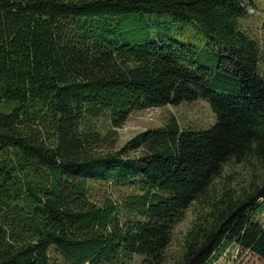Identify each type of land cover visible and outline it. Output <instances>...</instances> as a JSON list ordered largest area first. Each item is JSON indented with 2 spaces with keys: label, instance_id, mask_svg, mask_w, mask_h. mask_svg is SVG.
I'll return each instance as SVG.
<instances>
[{
  "label": "trees",
  "instance_id": "16d2710c",
  "mask_svg": "<svg viewBox=\"0 0 264 264\" xmlns=\"http://www.w3.org/2000/svg\"><path fill=\"white\" fill-rule=\"evenodd\" d=\"M250 8L0 0V105L9 110L0 111V264H225L218 258L231 242L264 260L253 212L264 201V47L238 26ZM141 13L196 21L225 61L209 79L190 45L120 44L95 31L97 21ZM200 96L215 115L210 127L182 128L171 115L106 149L99 116L115 134L133 111ZM96 182L122 193L98 204Z\"/></svg>",
  "mask_w": 264,
  "mask_h": 264
},
{
  "label": "rangeland",
  "instance_id": "374dc122",
  "mask_svg": "<svg viewBox=\"0 0 264 264\" xmlns=\"http://www.w3.org/2000/svg\"><path fill=\"white\" fill-rule=\"evenodd\" d=\"M252 8L243 17L238 18L241 30L255 37L264 47V0H248ZM106 22V23H105ZM105 22L97 21L95 31L102 33L105 39L120 44L134 45L144 41L179 42L195 48L194 61L197 65L209 70L212 77L218 67L225 61V52L218 41L210 48V38L207 32L194 20H176L169 13H141L126 16L108 17ZM111 28L110 31L108 29ZM236 88L238 82H233ZM212 86V85H210ZM0 111L6 110L0 105ZM173 115L180 126L190 130H202L215 122V115L208 100L198 97L195 100H183L178 104H166L133 111L124 124L116 129L117 133H109L110 123L106 116L101 115L96 123L101 133L106 134L109 142L106 149L118 150L136 133L163 125L169 116ZM236 170H241L237 167ZM118 192L111 186L102 183H92L89 188L90 198L98 204L111 197L119 198ZM193 206H190L172 230L171 245L175 248L182 235L189 228L194 217ZM255 220L264 226V201L254 209ZM253 217V215H252ZM218 262L225 264H264V260L250 251L229 243L220 253ZM53 264H67L59 258ZM138 264V262L136 263Z\"/></svg>",
  "mask_w": 264,
  "mask_h": 264
},
{
  "label": "bare ground",
  "instance_id": "6f19581e",
  "mask_svg": "<svg viewBox=\"0 0 264 264\" xmlns=\"http://www.w3.org/2000/svg\"><path fill=\"white\" fill-rule=\"evenodd\" d=\"M251 9V8H250Z\"/></svg>",
  "mask_w": 264,
  "mask_h": 264
}]
</instances>
